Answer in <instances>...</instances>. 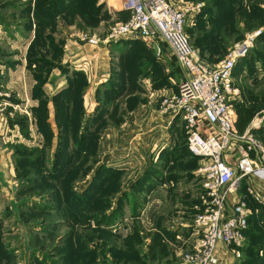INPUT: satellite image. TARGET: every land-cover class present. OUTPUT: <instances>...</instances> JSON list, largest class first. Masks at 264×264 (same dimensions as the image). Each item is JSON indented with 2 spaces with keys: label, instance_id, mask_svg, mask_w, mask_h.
I'll list each match as a JSON object with an SVG mask.
<instances>
[{
  "label": "rangeland",
  "instance_id": "rangeland-1",
  "mask_svg": "<svg viewBox=\"0 0 264 264\" xmlns=\"http://www.w3.org/2000/svg\"><path fill=\"white\" fill-rule=\"evenodd\" d=\"M21 2L23 7H20L22 6L20 5ZM37 2L40 3L41 8L40 12L36 10V13H42L44 4L48 3L52 11L51 17L54 20L43 34L46 43L40 45L37 54L30 55L32 54L33 41L36 38L37 22H35L34 12ZM171 2L181 9L199 5L198 11L190 10L187 13L186 31L197 56L210 67L217 66L237 44L246 41L252 42L248 52L236 63V73L239 74L236 81L238 92L232 102L237 107L239 115L251 116L249 125H257V129L261 128L256 135L264 142V120L259 116V113L264 109V0H171ZM28 5H30V9ZM117 9L118 2L116 0H0L2 25L0 26V98L7 104L4 111L5 116L0 118V172L2 173L0 175V222L3 228L1 238L5 239V243L12 244L13 250L15 249V264H43V260L46 264H184L181 262L183 255L195 243L196 238L191 236L194 230V218L197 213L205 208V194L200 196V199H204L202 203L198 204L194 214H167L165 217L167 221L160 220V214L157 211L162 206L155 207L161 203V197H153L149 194L152 184L157 181L148 180L147 182L146 180L144 182L145 176H141L132 183L128 178L129 174L111 163V159L104 157L101 161L99 158L96 166L105 164L118 171H115L113 177L118 182L116 189L108 195L110 203L105 204V212H102L103 209H97L101 214L92 216L81 226L80 236L85 239L84 243L81 244L89 257L78 260L73 252H76L78 247V243L74 242L73 237L74 233L77 234V232L64 218L58 215L60 213L54 208L57 204L52 201L53 196L49 192L51 190L60 191V184L62 183L52 179L46 181L42 179L43 176L38 175L32 176V178L38 179H29L27 177L29 174L24 175V168L16 165L15 146L22 145L30 149L37 147L33 144L40 141L34 140L30 129V124L33 123L36 134H39L35 109L41 103H45L46 106H54L53 94L46 91V84L52 81L50 77L54 67L60 68L61 73L67 72L69 64L63 63V57L68 43V34L82 44H86L85 61L88 71L86 76L85 71L70 69L72 76L70 75L68 81L74 80L76 72H81L87 77V91L90 86L89 72L91 65L93 66L94 61L96 62L98 59L97 55L111 56L115 52L113 48L116 43L131 42L134 45L131 55L136 57V60H143L136 63L135 67L134 65L130 67L128 70L129 77H127L126 68L121 65V62L119 66L124 71L123 75L120 73L116 75V72H113L117 68L116 66L107 80H101L100 83L97 80L91 81L92 87L95 88V98L98 104L94 110L87 113V118L91 116V118H95L103 112L102 118L106 119L108 116L107 119H109L111 103H104V101L109 97V91L112 89L110 82L114 78L117 80L118 74L119 79L124 78L123 83H127L121 89L137 86V82L134 81H140L146 77V92L170 86L169 81L185 79V72L181 71L173 62L168 61V58L158 56L152 46L144 40L115 39L111 36L114 27L126 18V14L119 13ZM32 20L35 25L33 26L35 29L33 33ZM15 28L18 33L23 34L21 36L17 33L18 39L12 36ZM30 36L32 39L28 44ZM139 52L144 53V56H140ZM31 56H36L38 59L31 61ZM22 63L25 64L27 73L33 74L35 81L33 97L37 99L36 104L30 100L24 103L16 101L13 99L12 90L2 86L5 81L12 80H7L9 75L7 64L11 68H16ZM42 65H45V69L41 73H35V69ZM100 77L101 74L98 75V78ZM127 78L131 81L126 82ZM15 80L13 79V81ZM25 81L28 80L25 79ZM176 93L158 95L160 101L157 104L160 113L168 117L173 116L171 125L181 128L182 116L180 114L174 116L169 109L166 110L167 105L164 103L166 98H173ZM98 94L99 96H97ZM149 104L152 103H149L147 98L146 105ZM24 117L27 119V123L22 128L23 125L21 126L17 120ZM52 120L56 126L55 132H57L55 115ZM104 124L109 126L112 123L107 120ZM104 124L98 122L97 126ZM93 126L95 125L93 124ZM38 136L44 140L42 134ZM184 137L181 139L183 154L186 150ZM21 140L26 143L21 142ZM236 149V146L231 148L232 154L237 153ZM54 150L55 147L52 148L51 155ZM180 156L182 155L178 154L173 158ZM47 164L51 165V159L48 160ZM200 164L199 161L198 165L200 166ZM96 166L91 165L90 169L92 170L84 178L74 181L72 188L75 191L83 192L87 188L95 174ZM173 167L170 166L167 175L162 174V177L156 173L155 179L162 180V184L165 183L164 180H169ZM162 171L166 172V169L164 168ZM245 180L248 187L247 183L251 179ZM43 181L46 183L44 187H42L45 184ZM145 183L146 186L143 187ZM167 183L171 184L170 182ZM132 186L136 189H132ZM241 187L242 185L238 190L239 196ZM145 195L146 198H144ZM120 202H122V207L118 216L111 218L112 212L115 209L117 211ZM43 205L45 209L40 212L39 210ZM32 208L34 211H39L36 213H39L40 218L45 216L49 220L44 223V219L39 221L38 216L32 217L34 212ZM181 208L178 206L168 209L169 212H174L175 210L180 211ZM149 209L151 210L149 211ZM154 209L156 210L154 211ZM97 210L88 214H94ZM106 214L109 220L101 222V216H106ZM50 221L54 224L49 226ZM99 226L104 232L95 231L94 228ZM103 241L107 242L104 249L102 246L100 247ZM62 256L65 259L62 260ZM38 259L40 261H37ZM236 264L243 263L237 262Z\"/></svg>",
  "mask_w": 264,
  "mask_h": 264
},
{
  "label": "built area",
  "instance_id": "built-area-1",
  "mask_svg": "<svg viewBox=\"0 0 264 264\" xmlns=\"http://www.w3.org/2000/svg\"><path fill=\"white\" fill-rule=\"evenodd\" d=\"M116 1L118 9L130 15L114 27L111 36L142 39L158 50L165 44L186 72L178 92L164 103L174 116H182L187 148L201 163L198 173L206 199L205 208L194 218L193 234L197 238L181 262L221 264L222 251L240 258L252 210L238 190L242 180L251 179L248 192L260 200L253 180L264 179V143L250 130L239 132L238 113L232 102L238 92L234 69L252 42L237 44L217 66L210 67L197 56L186 31L187 13L198 11L199 5L181 9L171 0ZM6 106L0 98V118L5 116ZM234 146L236 154L231 152ZM230 201L233 204L229 210Z\"/></svg>",
  "mask_w": 264,
  "mask_h": 264
},
{
  "label": "crops",
  "instance_id": "crops-1",
  "mask_svg": "<svg viewBox=\"0 0 264 264\" xmlns=\"http://www.w3.org/2000/svg\"><path fill=\"white\" fill-rule=\"evenodd\" d=\"M22 4L23 3L21 2L20 5ZM20 7H23V5ZM117 10L121 11V9ZM0 26H2L1 21ZM31 26L33 33L35 30L33 29V26H35L33 20L31 21ZM17 31L18 30L15 28L14 33H12L13 35L11 34L14 38L16 37V39L19 37V35H17ZM18 34L23 36L22 33ZM32 36H30L28 44L30 43ZM67 42L68 43L64 50L63 63H68L69 67H67V72L65 73H61L60 68L54 67L50 77V80L52 79V81L46 84V91H48L49 94L54 95L56 92L61 91L67 86L69 77L72 76L70 69H73L74 71H85L84 73L87 76V62L85 61L86 44H82L70 34H68ZM133 46L134 45H132L131 42L127 43V41H121L116 43V46L113 48L115 52L112 53L111 56L107 55L106 57L104 54L97 55L98 59L96 62L94 61L93 66L91 65V70L89 72V90L87 91V89H85L84 94L83 106L86 115L94 110L98 104L95 98V88L92 87L91 81L97 80L98 83H100L101 80H107L116 66L117 68L113 72H116V75L117 73L123 75L124 71H122L119 66L121 62V65L126 68L125 73H127V77H129L128 70H130V67L132 65L135 67L136 63L143 61L136 60V57L131 55ZM152 48L158 56L161 58H168V61L173 62L181 69V71L185 72V70L178 64L175 57L170 53L166 45L160 46L159 50L155 47ZM138 54L140 56H144V53L139 52ZM7 67H9L7 80H12L5 81L2 86L12 90L14 94L13 99L16 101L24 103L25 101L30 100L36 104L37 99H34L33 97L35 84L33 74L27 73L24 63L19 65L20 68L18 65L16 68H11L8 64ZM100 74L101 77L98 78V75ZM86 76L84 77L87 80ZM116 77L117 80L114 78L113 81H111L112 88L118 87L119 85L125 86L127 84L123 83L124 78L119 79V74ZM76 78H78L77 74L74 79ZM234 78L236 86L238 77ZM13 79L16 80L13 81ZM25 79L28 81H25ZM128 81L131 80L127 78L126 82ZM134 82H137V86H132V88L126 89H117L118 95L110 102V117L107 119L108 116H106V121L110 120L112 124L109 126H106L104 123H101L104 125H96L100 130V139L98 143L100 161L104 157L111 159V163H114L116 167L123 169L124 172L129 174L128 178H130L132 183L141 176H145L144 182H146V180L147 182L148 180H151L152 182L157 181L152 184L149 194L153 197H161V203L155 207L157 208V206H162L160 207V210L157 211L160 214V220L167 221L165 218L167 214L189 213L192 215L195 213L196 207L198 208V204L203 202L204 198L200 199V196L205 194L202 185V178L198 173L199 158L193 156L187 148L183 121L181 128L176 125H171V119L173 116L168 117L160 113L158 111L159 106L157 104L158 101H160L161 94L164 93V95H168L178 92V86L181 81H169V83H171L170 86L149 90V92H146V77L142 78L140 81ZM128 86L130 87L129 84ZM146 96L148 98V102L152 104L146 105ZM87 106L90 107L88 108ZM53 107L54 106L51 105L48 106L50 110V121L52 123V127L55 128V123L52 120L54 117ZM256 126L249 125L246 130L251 131V129L257 128ZM30 129L34 136V140H40L39 142H35L33 145L41 147L43 139H41V136H38L40 133L36 134L33 123L30 124ZM182 137L185 138L186 150L184 154L181 151ZM21 142L26 143L22 140ZM178 154L182 156L173 158V156H177ZM170 166H174V169L172 173L170 172L168 181L164 180L165 183L162 184V180L155 179L156 173L161 175V177L162 174L167 175L168 168ZM164 168L166 169V172L162 171ZM1 174L2 173L0 172V175ZM167 182H170L171 184H168ZM253 182L257 183V188L261 194V199L258 201L264 206V179H258L256 177ZM145 186L146 183L143 184V187ZM132 187V189H136V187ZM243 192L240 193V198L244 195ZM144 198H146V195ZM233 200L235 202L236 197H233ZM230 204L232 205L233 202L230 201ZM231 205H229V210L231 209ZM178 206L182 207L180 211L175 210L174 212H169L168 208H177ZM183 209L187 211H184ZM150 210L151 209H149V211ZM155 210L156 209H154V211ZM191 236H194V239L197 238V235H194L193 231ZM246 241L247 239L244 242V246L246 245ZM259 254L263 256L264 249H262ZM243 255L244 254L238 258L229 251H222L221 264H236L237 262H241Z\"/></svg>",
  "mask_w": 264,
  "mask_h": 264
},
{
  "label": "trees",
  "instance_id": "trees-1",
  "mask_svg": "<svg viewBox=\"0 0 264 264\" xmlns=\"http://www.w3.org/2000/svg\"><path fill=\"white\" fill-rule=\"evenodd\" d=\"M28 6L30 9V5ZM40 8V3L37 2L34 12V18L37 22L36 38L33 41L34 45L32 44V54L30 55L37 54L40 50V45L42 46V44L46 43V38L43 34L46 28L52 25L54 20L50 14L52 12L50 4H44L43 10H41L43 11L42 13H39ZM36 10L39 12L36 13ZM119 13L126 14L125 20H127L130 15L127 10H121ZM162 46H165V44ZM33 59L38 58H36V56H31V61H33ZM236 68L237 65L234 69L235 77L239 75L236 73ZM44 69L45 65L39 66L35 69V73H41ZM76 74L78 75V78L68 81L67 86L59 93L54 94L52 97V102L54 103L55 121L57 123V132H55L52 127L48 106H46L45 103H41V105L35 109L34 113L39 133L42 134L44 138L43 144L41 147L30 149L27 148V146L16 145V151L14 152L16 156L14 157L16 159V165L24 168V175L29 174L28 176L26 175L29 179L32 178L33 175H38L40 177L43 176L42 179L46 181H50L52 179L62 183L60 184V191L51 190L49 192L53 196L52 201H55V204H57L54 208H56L57 212L60 213L58 215L61 216V218H64L73 230L77 232V234L74 233L73 237L74 242L78 243V247L76 248V252H73L78 260H81L80 258H88L89 254L85 252L84 246L81 244L82 242L84 243L85 239L81 238L79 230L82 229L81 226H83V223L91 219L92 216L101 214V212L97 209H103L102 212H105V204L108 205L110 203L108 201L110 199L108 195L116 189L118 181L113 178L116 171L115 169L113 170L105 164L96 166L99 161L98 143L100 139V130L96 125H98V122L99 124L104 123L106 119L102 118L103 112L95 118H91L92 116L87 118L88 116L86 115L83 106L87 80L81 72H76ZM121 87L122 86L119 85L117 88H112L109 91V97H107L104 103L111 102L112 99L118 95L117 89H121ZM97 96H99V94ZM103 108L104 107L102 105V109ZM235 108L238 113L237 127L239 132L243 133L250 124L251 116L239 115L236 106ZM26 121L27 119L25 117L17 120L21 126L23 125L22 128L26 126ZM93 124L95 126H93ZM260 129L261 128L251 129V132L258 139L260 138L256 134L259 133ZM53 147H55V150L51 155ZM50 159L51 165H48L47 163ZM91 165L96 166V171L90 184L83 192L75 191V189L72 188L74 181L82 177L84 178L86 174L92 170L90 169ZM34 179L38 178H32V180ZM245 179L242 180L241 184V192L244 191V195H242L241 198L248 202L252 213L249 216L248 227L245 230L247 241L246 245L242 248V254L244 255L241 262L243 264H264V257L259 254L260 251L264 249V206L248 192ZM43 182L45 183V181ZM44 186H46V183L42 185V187ZM118 206L117 211H115V209V212L113 211V214H110L111 218L118 216L120 208L122 207V202H120ZM44 209L45 207L43 205L39 211L41 212ZM32 210L34 211L33 208ZM96 210L97 212L94 214H88ZM39 211H34L32 217L35 215V217L38 216L40 218L38 215L39 213H36ZM101 217L102 220L99 218H97V220L99 219L101 222L109 220L107 214L106 216L103 215ZM47 220H49V218L42 216L39 221H43L45 223ZM52 224H54L52 221L48 223L49 226ZM94 229L95 231H103L101 230V226ZM1 230H3V228L2 223L0 222V264H15V249L13 250L12 244L9 242L5 243V239L1 238ZM106 245L107 242L103 241L100 247L102 246V249H104ZM62 257V260L65 259L64 256ZM37 261L40 260L38 259ZM43 264H46L44 260Z\"/></svg>",
  "mask_w": 264,
  "mask_h": 264
},
{
  "label": "water",
  "instance_id": "water-1",
  "mask_svg": "<svg viewBox=\"0 0 264 264\" xmlns=\"http://www.w3.org/2000/svg\"><path fill=\"white\" fill-rule=\"evenodd\" d=\"M155 48H157V46H155ZM259 116L262 117L264 120V112L259 113Z\"/></svg>",
  "mask_w": 264,
  "mask_h": 264
}]
</instances>
